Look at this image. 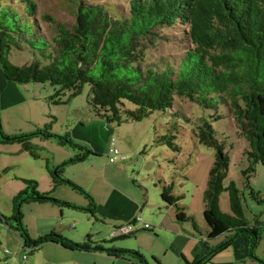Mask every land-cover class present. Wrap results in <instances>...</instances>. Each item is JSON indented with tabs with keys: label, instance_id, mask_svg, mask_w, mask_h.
<instances>
[{
	"label": "trees",
	"instance_id": "obj_1",
	"mask_svg": "<svg viewBox=\"0 0 264 264\" xmlns=\"http://www.w3.org/2000/svg\"><path fill=\"white\" fill-rule=\"evenodd\" d=\"M57 1L66 6L71 21H61L53 12L40 10L37 0H0V65L5 80L50 82L56 86L51 97L55 104L64 102L66 92L71 98L88 86L87 104L93 115L117 126L127 120L141 121L154 111H169L171 116L179 117L185 104L195 106L202 114L182 115L183 119L189 122L199 143L214 148L215 156L204 190L207 230L202 244L207 249L191 262L183 256L182 259L187 264H204L242 236L244 243L238 248L245 249L248 259L264 264L255 254L257 243L264 240L260 221L256 219L251 224L245 217L236 184H224L229 155L223 141L215 137L212 124L226 120L234 137L244 139L248 167L243 174L248 196L264 208V192L252 189L248 183L257 164L264 168V0ZM159 47L168 51H160ZM13 49L28 51L31 60L22 66L11 63L7 56ZM48 129L49 125H45L34 133L6 135L0 127V144L16 143L37 158L32 139L54 136L58 144L82 150L46 169L52 189L69 185L84 195L88 204L80 207L54 199L51 191L40 193L36 181L22 179L25 186L12 200L13 223L5 222L21 238L28 237L20 219L22 202L76 208L103 224L112 218L96 215L94 198L62 174L64 166L83 162L91 150L75 143L68 132L54 135ZM174 138L169 131L160 134L156 142L179 150ZM159 183L164 205L173 206L177 221L188 222L198 232L194 217L178 205L181 198L172 193L173 183ZM222 191L227 192L229 214L218 207ZM142 223L145 222L141 217H135L115 225L113 232L125 224L135 229L131 233L111 234L109 240L130 237L140 229L151 230L148 223V228ZM220 236L224 238L219 243L210 244V240ZM84 238L82 242L72 241L51 233L30 245L38 248L43 243H59L66 249L95 251L133 264H148L137 250L104 246L101 241L92 240L90 233Z\"/></svg>",
	"mask_w": 264,
	"mask_h": 264
},
{
	"label": "rangeland",
	"instance_id": "obj_2",
	"mask_svg": "<svg viewBox=\"0 0 264 264\" xmlns=\"http://www.w3.org/2000/svg\"><path fill=\"white\" fill-rule=\"evenodd\" d=\"M37 2L40 10L53 12L61 21H71L69 11L62 2L57 0H37ZM159 49L168 51L166 47H159ZM7 57L11 63L19 66L31 60L29 52L25 50L13 49ZM1 68L0 65V127L3 134L34 133L45 125H49L48 130L54 135L68 132L75 143L91 150V153L83 162L64 166L63 176L81 186L89 194L92 192L96 196L105 194L112 185L117 192L126 190L132 196L141 197L146 194L154 203H150L146 211L144 210L146 219L143 220L151 225H157L154 220L160 213L166 217L167 224L170 220L173 208H170L169 214L165 208L160 207L162 202L159 181L172 182V193L181 198L178 205L183 207L188 215L194 217L198 232L188 223L180 225L173 221L172 223L178 228L181 226L190 228L194 235L197 237L201 235V238L205 239L207 225L203 216L204 190L207 188L208 172L213 166L215 150L197 141V137L191 130L192 127L182 116L195 117L202 114L200 110L185 104L180 108L179 117L171 116L169 111L166 113L154 111L141 121L127 120L117 126L105 123L93 115L87 104L88 86L83 87L80 94L71 98L66 92L62 97L64 102L55 104L52 103L51 97L55 93L56 86L51 85L50 82L8 81L3 77ZM95 122L105 124L112 130L107 140L110 141V138H113V144L123 154L124 160L118 159L115 164L109 163L105 152L94 151L92 142L94 145L102 146L98 140L100 133L98 134L94 125L88 127L90 123ZM77 123L79 128L76 131ZM212 124L216 129L215 137L218 141H223L224 150L229 155V169L224 184L227 185L230 181L236 184L242 197L245 217L251 224L258 219L260 229L264 233V208L248 196L249 188L243 174V169L248 167L243 153L244 139L238 140L234 137L226 120ZM169 131L176 136L174 141L179 146V150H172L156 142L160 134L165 135ZM32 141L37 158L23 151L16 143L0 144V264H133L128 260L113 262L105 253L66 249L59 243H43L38 248L30 245L31 241L51 233L82 242L89 232L91 239L95 242L101 241L104 246L137 250L144 255L148 264H159L158 257L162 258L163 249H161L160 240L152 236V229L151 232L144 229L130 237L112 241L109 240L110 223L97 222L90 214L82 213L79 209L72 207H58L47 202H22L19 207L20 219L28 231L29 240L24 236L21 238L17 231L9 227L5 222L13 223L10 218L13 214L12 200L25 186L22 179L36 181V189L40 193L51 191L50 196L54 199L64 200L66 203L80 207L88 204L85 196L69 185H58L52 189L51 179L46 169L47 165L48 169H52L82 150L65 144L60 145L54 136L43 140L34 138ZM106 146L108 147V144ZM248 183L252 189L264 192V168L261 164L256 165L255 173L250 175ZM97 200L101 201L99 197ZM102 201H106L104 196ZM229 205L227 192L222 191L219 195L220 211L229 214ZM109 207L111 208V205ZM100 210L104 211L102 208ZM2 217H5L7 221ZM86 219L90 220L89 224L82 223ZM163 234L165 233H162L161 237L164 236ZM186 236L188 238L189 234ZM223 238L220 236L210 240V244H217ZM177 239L175 240L179 246L195 247L192 241L184 244V239ZM241 241L243 242L242 236L234 239L235 248L238 249ZM26 242L29 245H25ZM255 251L259 257L264 255L263 239L258 242ZM153 252H157L158 257L152 254ZM163 259L167 264H174V262L186 264L177 252L170 251Z\"/></svg>",
	"mask_w": 264,
	"mask_h": 264
},
{
	"label": "crops",
	"instance_id": "obj_3",
	"mask_svg": "<svg viewBox=\"0 0 264 264\" xmlns=\"http://www.w3.org/2000/svg\"><path fill=\"white\" fill-rule=\"evenodd\" d=\"M92 125H94L98 134L100 133L98 136V140L100 141V143L102 145V146H100V145L98 146L96 144L94 145V142H92V145H93L92 148H94L95 152H98V153L105 152L107 154L108 150H109V142H110L107 140V138H108V136H110L108 134H110L112 130L109 129L105 124H101L98 122H95L94 124L90 123V125H88V127H91ZM105 127H107L108 129ZM77 128H79L78 123L75 126L76 131H77ZM108 131H109V133H108ZM107 144H108V147L106 146ZM115 162H109V163L115 164ZM108 165L109 164H107V166ZM47 167H48V165L46 166V168ZM109 188L110 189L107 190L105 192V194H101L99 196H96V194L90 192V195H92V197L95 200L94 203H95L96 215L111 216L112 217L111 220H109L110 227H111V230L109 232L110 235L113 233V229H114L115 225H118V224H120L124 221H127V220L130 221V220L134 219L135 217H141L143 220L145 218L144 213L146 211L145 210L146 207L150 203H154V201L151 200L150 197L146 196V194L144 196H141V197H136V196L130 195L129 192H126V190H125V192L124 191L123 192L119 191L120 193L117 192L116 188L113 187V185L110 186ZM103 196L106 198L105 202L102 201ZM97 197H99L101 199V201H98ZM160 200L162 202L160 207L165 208L167 210V213L170 214V208H173V206H171V205L165 206L163 201H162V198ZM101 202H103V203H101ZM109 205H111L112 209L109 207ZM156 205H159V203H156ZM119 206H120V210H119ZM99 208L100 209L102 208L104 211H101ZM171 213H172L171 214L172 216L170 215V220L168 221L169 225L165 222L166 217L164 215H162L161 213L156 215V220H154V221H156L157 225L156 224L155 225L149 224L150 229L153 230L152 236L155 237L156 240L157 239L160 240L161 246H162L161 249H163L162 258H159L157 256V254H158L157 252H153L152 254H156V256L158 257V259L160 261L159 264H167V263H164L165 261H164L163 257H165L170 251H172L173 253L177 252L180 255L181 260H182V256H183V258H185V260H187V262H191L192 259H194V257L197 254H201L204 252V250L207 249L206 247H203V244H202V241L205 239L201 238V235H200V237H197L196 235H194L193 230L190 231V228H185L182 226L180 228H178L177 225H174L172 223V221L179 224V225L184 224V223H188V222L179 223L177 221V219L175 218L174 208H173V211ZM85 222L87 224H89L90 220L86 219L82 223L85 224ZM145 223H147V222H145ZM156 228L158 230H160L162 233H165V234H163L164 235L163 237H161L162 233L160 231L154 232V231H158ZM140 230H144V229H140ZM152 230H148V231L151 232ZM185 233L189 234L188 238H187ZM176 238H178L177 240L184 239V244H185V242L188 243V241H192L195 244V247H193V246L187 247L185 245L179 246L176 243V240H175ZM241 243H243V242L241 241ZM257 246H258V243H257ZM257 246H256V248H257ZM88 252H90V251H88ZM91 252H95V251H91ZM95 253L100 254V252H95ZM255 254H256V256L259 257V254H257L256 251H255ZM246 255H247V253H246L245 249H239V248L237 249V248H235V245L233 243L232 247H230L228 250H224V251L220 252L219 254H216L210 261H207L204 264H259L257 260L248 259ZM107 256L110 257L113 260V262H117L120 260L123 262L127 261V259L112 258L110 255H107ZM259 258L264 260V255L262 257H259ZM184 262L187 264L186 261H184ZM174 264H182V263L174 262Z\"/></svg>",
	"mask_w": 264,
	"mask_h": 264
},
{
	"label": "built area",
	"instance_id": "obj_4",
	"mask_svg": "<svg viewBox=\"0 0 264 264\" xmlns=\"http://www.w3.org/2000/svg\"><path fill=\"white\" fill-rule=\"evenodd\" d=\"M116 158L123 159V155L120 154V151L116 147H114L113 142H112V138H111L110 142H109L108 160H109V162H113ZM142 225L145 228L149 227V225L145 224V223H142ZM134 229H135V227L133 225L125 224L123 226H120L118 229H116L112 233V236L118 235V234L131 233V232H133Z\"/></svg>",
	"mask_w": 264,
	"mask_h": 264
}]
</instances>
